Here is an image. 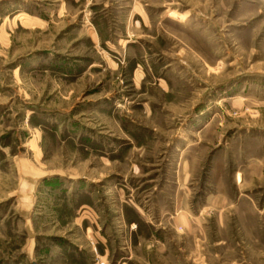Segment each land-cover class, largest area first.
<instances>
[{
	"label": "rangeland",
	"instance_id": "rangeland-1",
	"mask_svg": "<svg viewBox=\"0 0 264 264\" xmlns=\"http://www.w3.org/2000/svg\"><path fill=\"white\" fill-rule=\"evenodd\" d=\"M0 264H264V0H0Z\"/></svg>",
	"mask_w": 264,
	"mask_h": 264
}]
</instances>
